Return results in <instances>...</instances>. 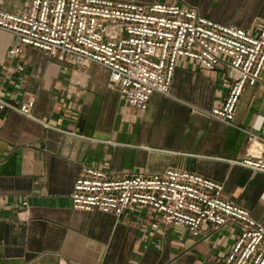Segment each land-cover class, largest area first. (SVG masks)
I'll list each match as a JSON object with an SVG mask.
<instances>
[{
	"label": "crops",
	"instance_id": "crops-1",
	"mask_svg": "<svg viewBox=\"0 0 264 264\" xmlns=\"http://www.w3.org/2000/svg\"><path fill=\"white\" fill-rule=\"evenodd\" d=\"M113 1L181 3L251 34L264 23V0ZM30 2L0 0V8L17 15ZM15 42L0 30V97L19 106L33 101L34 108L31 118L0 112L1 264H224L234 226L195 238L146 208L120 217L76 211L72 192L86 165L111 178L190 171L218 182L225 199L264 222V174L240 164L249 147L245 131L264 118V78L246 88L232 127L208 115L230 93L223 63L207 71L180 59L171 97L155 94L140 112L100 65L80 67L36 49L15 58Z\"/></svg>",
	"mask_w": 264,
	"mask_h": 264
},
{
	"label": "built area",
	"instance_id": "built-area-1",
	"mask_svg": "<svg viewBox=\"0 0 264 264\" xmlns=\"http://www.w3.org/2000/svg\"><path fill=\"white\" fill-rule=\"evenodd\" d=\"M27 9L16 15L0 8V30L16 38L10 56L36 49L76 66L100 65L127 105L140 112L148 110L155 94L171 97L180 59L194 60L207 71L221 63L228 67L230 93L208 115L232 127L246 88L264 78V23L251 34L201 17L191 6L165 2L31 0ZM33 108V101L19 106L0 97V112L31 118ZM245 132L249 147L240 164L264 174V118ZM224 191L213 179L186 170L111 178L86 165L72 192V208L117 217L146 208L195 238L234 226L237 239L224 264H264V222L225 199Z\"/></svg>",
	"mask_w": 264,
	"mask_h": 264
},
{
	"label": "water",
	"instance_id": "water-1",
	"mask_svg": "<svg viewBox=\"0 0 264 264\" xmlns=\"http://www.w3.org/2000/svg\"><path fill=\"white\" fill-rule=\"evenodd\" d=\"M0 264H1V262H0Z\"/></svg>",
	"mask_w": 264,
	"mask_h": 264
}]
</instances>
